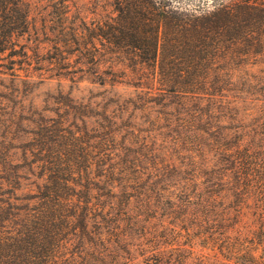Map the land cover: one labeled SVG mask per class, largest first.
Returning <instances> with one entry per match:
<instances>
[{
    "label": "trees",
    "instance_id": "obj_1",
    "mask_svg": "<svg viewBox=\"0 0 264 264\" xmlns=\"http://www.w3.org/2000/svg\"><path fill=\"white\" fill-rule=\"evenodd\" d=\"M65 1L0 0V264H264V0ZM72 68L94 124L31 102Z\"/></svg>",
    "mask_w": 264,
    "mask_h": 264
},
{
    "label": "rangeland",
    "instance_id": "obj_2",
    "mask_svg": "<svg viewBox=\"0 0 264 264\" xmlns=\"http://www.w3.org/2000/svg\"><path fill=\"white\" fill-rule=\"evenodd\" d=\"M32 3L33 7V16L37 14V12L41 15V12H46L47 18L53 19V16L56 19L57 13L62 9V0H28ZM160 2L165 4V2L171 3V0H159ZM230 1V0H228ZM65 3L69 5L68 17L70 20H77V18L85 17L86 21L90 22L94 17L95 5L93 4V0H66ZM177 6L181 8H194L197 10H202L199 4H197L196 0H178ZM56 11V13L54 12ZM60 14V12H59ZM40 16H36L38 18V25L41 26L44 23V18L42 21L39 19ZM45 17V16H44ZM34 19V18H32ZM57 20V19H56ZM53 23L55 26L56 22ZM70 24V23H69ZM46 51L43 50V53ZM263 70H264V60H263ZM44 67V66H41ZM260 67L254 66L253 71H257ZM46 69V68H45ZM45 69H39L35 73L40 76V78H44V81H40L30 96L31 102L36 104L41 109H46V114H52L55 117L64 116L68 118L66 120L70 123H75L78 126H82L84 124L83 121H87L90 124H94V120L98 118L96 112L98 111L96 108H86L82 106L83 99L91 96L90 89L93 91H98L99 88L91 84L89 81H74V79H80L82 77L89 76V73H81L75 74L72 69L67 70H59V71H48ZM72 70V71H70ZM77 70V69H76ZM69 105L76 106V109L69 108ZM261 104V103H259ZM251 110H255L258 108V105L248 106ZM84 113H87L90 117L86 118ZM83 120V121H82ZM144 122L146 120H140ZM263 251H264V232H263Z\"/></svg>",
    "mask_w": 264,
    "mask_h": 264
},
{
    "label": "clouds",
    "instance_id": "obj_3",
    "mask_svg": "<svg viewBox=\"0 0 264 264\" xmlns=\"http://www.w3.org/2000/svg\"><path fill=\"white\" fill-rule=\"evenodd\" d=\"M197 4L200 5L204 11L212 12L215 11L218 7L227 4L228 0H196ZM172 6L177 7L178 0H171ZM204 14L203 11H197L196 15Z\"/></svg>",
    "mask_w": 264,
    "mask_h": 264
}]
</instances>
